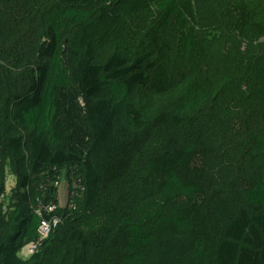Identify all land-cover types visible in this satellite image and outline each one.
Masks as SVG:
<instances>
[{
	"label": "trees",
	"instance_id": "1",
	"mask_svg": "<svg viewBox=\"0 0 264 264\" xmlns=\"http://www.w3.org/2000/svg\"><path fill=\"white\" fill-rule=\"evenodd\" d=\"M263 151L264 0H0V264H264Z\"/></svg>",
	"mask_w": 264,
	"mask_h": 264
},
{
	"label": "rangeland",
	"instance_id": "2",
	"mask_svg": "<svg viewBox=\"0 0 264 264\" xmlns=\"http://www.w3.org/2000/svg\"><path fill=\"white\" fill-rule=\"evenodd\" d=\"M258 173L259 177L264 179V151L260 152V158H259V163H258ZM16 183V178L14 176L13 171L11 168H7V182H6V193L3 196L4 204L5 206H8L11 204V189L15 186ZM68 183L67 180L64 176V172L61 175L59 179V184H58V199H59V204L60 206H64L67 204L68 201Z\"/></svg>",
	"mask_w": 264,
	"mask_h": 264
},
{
	"label": "built area",
	"instance_id": "3",
	"mask_svg": "<svg viewBox=\"0 0 264 264\" xmlns=\"http://www.w3.org/2000/svg\"><path fill=\"white\" fill-rule=\"evenodd\" d=\"M49 223L42 222L40 225L38 232H37V238L33 242H30L27 244L23 249L20 251L19 256L23 259L28 258L30 255H32L35 250H37L40 241L45 239L49 232Z\"/></svg>",
	"mask_w": 264,
	"mask_h": 264
}]
</instances>
